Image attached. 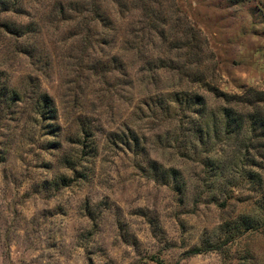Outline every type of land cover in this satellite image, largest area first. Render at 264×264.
<instances>
[{"label":"rangeland","instance_id":"374dc122","mask_svg":"<svg viewBox=\"0 0 264 264\" xmlns=\"http://www.w3.org/2000/svg\"><path fill=\"white\" fill-rule=\"evenodd\" d=\"M0 264H264V0H0Z\"/></svg>","mask_w":264,"mask_h":264}]
</instances>
